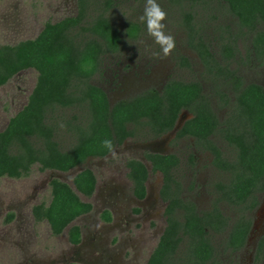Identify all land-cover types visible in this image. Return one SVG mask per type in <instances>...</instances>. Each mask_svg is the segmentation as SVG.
<instances>
[{"label":"trees","instance_id":"16d2710c","mask_svg":"<svg viewBox=\"0 0 264 264\" xmlns=\"http://www.w3.org/2000/svg\"><path fill=\"white\" fill-rule=\"evenodd\" d=\"M167 1L172 6L187 5L181 16L185 20L183 27L188 28V45L203 62V78L223 88L215 91V97L218 106L225 108L218 135L227 151L217 148L209 138L217 133L219 124L196 79L172 78L161 92L149 90L109 104L104 90L91 79L101 74L103 57L124 48L125 39H136L141 26L134 21L122 28L115 24L116 0H77L74 15L46 21L34 38L0 44V86L22 70L33 68L37 72L26 104L0 131V178L26 176L34 164L39 171L67 172L88 157L107 155L103 141L111 140L114 148L128 136H159L174 127L181 109H188L193 117L176 136H194L198 144L210 150L214 166L227 176L213 183L216 196L210 208L197 211L192 201L181 197V183L172 170L177 158L146 155L152 170L162 173L160 196L167 202L165 227L146 264H220L214 254L215 236L222 237L224 249L239 248L250 225L244 206L251 209L257 202L256 193L264 189V87L244 83L230 67L236 56L241 58L237 39L243 42V36L249 33L252 50L261 59L264 32L256 28L264 21V0ZM207 10L212 11L209 16L205 14ZM215 11L221 17L236 19L235 31L228 30L226 37H211L201 31L200 26H206L205 18L215 17ZM214 38L218 41L212 43ZM181 58L182 65L187 63ZM224 89L232 93L231 102ZM127 167L133 194L141 199L146 192L148 170L139 160H129ZM95 184V175L89 168L77 172L71 184L52 178L49 202L31 208L34 220H46L53 235L66 228L68 241L79 243L80 227L73 221L92 207L80 195L90 197ZM220 202L238 210L234 221L222 213ZM101 217L111 219L108 211ZM11 218L12 213L7 214L6 220Z\"/></svg>","mask_w":264,"mask_h":264},{"label":"rangeland","instance_id":"374dc122","mask_svg":"<svg viewBox=\"0 0 264 264\" xmlns=\"http://www.w3.org/2000/svg\"><path fill=\"white\" fill-rule=\"evenodd\" d=\"M155 2L166 13V19L163 21L165 34L172 36L175 41V47L168 56L178 50L188 52L194 57L195 54L185 48L186 34L181 22V15L188 9L187 5L172 6L167 0ZM146 3L147 0H116L113 9L115 24L122 28L125 23L134 21L143 31L137 39H129L125 43L121 56L115 54L104 57L103 75L101 73L92 78L93 83L102 86L108 93L110 104L116 99L130 98L142 92L149 82L154 80V75L149 76L148 70L154 69V72H157L163 69L164 74L167 71L168 56H163L160 45L148 35L146 21L142 19ZM75 12V0H0V44H15L20 40L34 38L46 21L55 22L65 16L74 15ZM210 13L212 11L207 10L205 14L209 16ZM213 15L215 17L205 18L206 26H200L201 31L204 30L211 37L217 34L226 37L227 31H232L231 18L221 17L217 11L213 12ZM239 45L243 48L244 42L240 41ZM241 52L243 56V51ZM242 56L241 61L244 63ZM249 57L250 63L247 59L243 65L237 63L233 64V67L237 68L243 82H257L264 87V57L257 59L259 62L254 59L252 52L247 58ZM193 60L195 70L199 71L198 58L195 56ZM115 72L118 76L113 78ZM36 75L37 72L33 68L25 69L0 86V131L6 126L9 118L26 104L35 85ZM203 86L204 94L221 118L224 116V108L218 106L220 103L217 104L215 91L223 88L219 83L204 78ZM224 90L232 96L228 89ZM190 142V139H185L174 144L163 140L158 142V145L161 143L167 151L185 152L190 149ZM150 147L151 144L138 147L129 142L126 146L114 149L115 155L111 153L105 159L89 158L67 172L50 169L39 171L38 165L34 164L26 176H2L0 264H146L165 226L164 202L159 199L162 178L160 173L149 171V196L144 203L139 204L135 199H131V183L126 176L125 162L130 157L142 158L141 148ZM210 159L209 154L201 153L197 156L196 165L192 168H182V195L196 202L200 210L207 208L211 202V196L205 190L207 180L215 171L210 165ZM144 161L149 165L148 161ZM84 168L94 172L96 189L91 197L79 194L81 199L91 203L92 209L88 214L73 221V224L80 227L82 237L81 247L77 248L68 241L67 229L59 235H53L46 220H34L31 208L35 204L49 202V181L52 178L70 183L73 176ZM195 183L196 188L193 186ZM111 206L114 207L112 211L109 209ZM105 210L111 212L110 222L101 217ZM222 210L228 214L233 212L227 211L225 207ZM9 213H12V218L7 221ZM258 225L259 223L254 230ZM215 237L217 241H221V237ZM238 256L240 257V254ZM230 258L227 254H222L220 264H227Z\"/></svg>","mask_w":264,"mask_h":264},{"label":"flooded vegetation","instance_id":"af4514ba","mask_svg":"<svg viewBox=\"0 0 264 264\" xmlns=\"http://www.w3.org/2000/svg\"><path fill=\"white\" fill-rule=\"evenodd\" d=\"M75 2H76V9H77V0H75ZM196 19L197 18H194L195 21H196ZM230 20L233 23L231 29H232V31H235V29H236V27H235L236 26L235 25L236 19L231 18ZM181 22H182V25H185V20L183 18L181 19ZM263 27H264V21H262L260 24H258L256 29H257V31L264 32V28ZM183 29H184V31L188 30L187 27H183ZM238 30H237V32H238ZM142 31H143V28L140 27L138 36L142 33ZM185 34H186L185 48L188 49V51L190 53L192 51V53L195 54L194 57L196 56L198 58L199 65H200L199 71L195 70L196 65H195V62L193 60L194 57L191 56V54H189L188 52L185 53V51L179 52L177 50L178 52L176 51L173 55L168 56L169 63L167 65L166 73L164 74V72H162L163 69L158 70L157 72L156 71L154 72V69L151 70V71L148 70L149 76L154 75V80L152 82H149L151 85L149 84L148 86L145 87V89L142 92H140V93H138L136 95H133L130 98H133V97H135L137 95L143 94L144 92L149 91V90H154V91H157V92H161L163 90L164 86L166 85V83L172 78L183 79V80L196 79V80H198L201 83L202 90L204 89V86H203V74H204V69L205 68H204L203 62H202L200 56L197 54V52H195L193 49H191L189 47V45H188L189 41H188V36H187L188 32L186 31ZM251 37H252V34H250V33L243 36V38H244V40H243L244 47L243 48H241V46L239 45V43L241 41L240 38L237 39V47H238L239 50L241 49L243 51V56H242V52L240 50L241 56L243 57V60H244V63L247 61V59H248L249 63L251 62L250 61V57L247 58L248 56H250L251 52L253 54L254 59L257 60V57L255 56L254 51L252 50L253 46H252V43H251ZM128 40L129 39H125L124 42L126 43ZM131 40H135V39H131ZM224 40H225V37H224ZM217 41H212V43L213 42H217ZM263 47H264V44H263ZM123 50H124V48H122L121 50H119V51H117V52H115L113 54H108L106 56H112V55H115V54H117L118 56H121ZM261 54L264 57V50H263V52ZM106 56H104V57H106ZM262 56H261V58H262ZM104 57H103V59H104ZM181 57L185 58L187 60V63H185V61H184V64L182 65L181 64V59H182ZM216 58H217L218 63H221V61H222L221 58L219 56H216ZM137 60L138 59H136V61ZM258 60H261V59H258ZM258 60H257V62H259ZM237 63H240L241 65L244 64V63H242L241 58L236 56V59L233 60L232 63L230 64V67H231V69H235L236 73L241 77V75L238 73L237 68L233 67V64H237ZM103 66H104V64H103V61H102L101 68H103ZM101 73H102V70H101ZM115 73L116 74L113 75L114 76L113 78L118 76V73L117 72H115ZM102 75H103V73H102ZM204 79H206V78H204ZM241 79H242V77H241ZM242 81H243V79H242ZM91 82H92V79H91ZM254 83H257V82H254ZM93 84H95V83H93ZM95 85H97V84H95ZM97 86H99V87H101L103 89L102 86H100V85H97ZM104 92L106 93V96H107V99H108V93L105 90H104ZM130 98H119V99H116V101L113 104H115L119 100H126V99H130ZM232 100H233V97L230 98V102ZM108 102H109V100H108ZM109 104H110V102H109ZM113 104H110V105H113ZM211 107H212V109L214 110V112L216 114L217 125L218 124L219 125L217 126V129H216L217 133L209 135V138L212 139V141L215 143L217 148H220L223 151H225V150L227 151V147L224 144V141H222V139L218 135V129L221 127L222 121L224 120V117H225V108L223 110L224 116H222L220 118L219 115L217 114V112L215 111L214 107L212 106V103H211ZM188 114L190 116L187 117ZM192 117H193V113L190 110L183 108L178 113V117H177V119L175 121L174 127L171 130H169L167 132H164L161 135L155 136V137H150V136H148V137H138V136L132 137V136H128L122 141V143L120 145H117V146H115L113 148V149H116V148H118V147H120L122 145L126 146V144L129 143V142H132L133 144H136L138 147H143L144 144H151V147L149 149L141 148L142 150H141L140 153L142 155V158L138 159L136 157H130L125 162L126 169H127L126 176H127L128 180L131 183V193H132L131 194L132 195L131 199L132 200L135 199L137 201V203L141 204V203H144V201L148 198L149 192H148V188H147V182H148L149 174H150L149 171L152 172V173H156V172L160 173L161 174V178L163 179L162 173L160 171H153L152 170V163H151V161H149L147 159L146 155L148 153L161 154V155H173V156H175L177 158V162H176V165L174 167H172V170H174L175 175H177L179 177V181L181 183V188H180L181 197L184 200L192 201L194 203L197 211H201L197 207L196 202H194L191 199L185 198L182 195V193H183V181H182L183 180V170H182V168L183 167L192 168L198 162L197 161L198 154L207 153V154H209L211 156L210 165L214 168L215 171H213V176L207 180V184L205 185L206 193H208L211 196V199H210L211 202H210V204H209V206L207 208L202 209V210H207V209L210 208V206L212 204V201L215 199V196H216V191L214 189L213 183L214 182H218L220 180H223V178L225 176H227V174L225 172L221 171V170H218L214 166V164H213V159L214 158H213L212 153L210 152L209 149H206L202 144H200V143L198 144V140L194 136H187V135H184V136H181V137H177L176 136L177 131L183 126L184 123H186ZM180 123H181V125H180ZM185 139H190V141H191L190 142V149H188L185 152H177L175 150L167 151V150H165L162 147L161 143L158 145V142H162L163 140H167V142L170 141V143L173 142L175 144V143H179L180 141L182 142ZM225 153H227V152H225ZM110 154H111V152H109L107 155H105L103 157H88L86 160H88L89 158L105 159ZM135 156H138V155H135ZM143 159L148 161L149 165H147L146 164L147 162H145ZM129 160H139V161H141L145 165L147 170H148V175H147V178L145 180L146 192H145L144 197L141 198V199L137 198L133 194L132 181L129 179V177L127 175L128 171H129V168L127 167V163H128ZM180 170H181V172H180ZM95 179H96V177H95ZM161 185H162V181H161ZM161 185H160V188H161ZM193 186H194V188H196L197 184L195 183ZM160 188H159V197H160L159 199H160L161 202H164V209H163V213H164L165 207L167 205V202L163 201V199L161 198V196H160ZM95 189H96V184H95ZM256 197H257V202L251 209H247L244 206L245 217L250 220L249 229H248V232H247L246 239H245L244 243L239 248H237L236 250H233L230 247L227 248V249H224L222 247V245H221V243H222L221 241L220 242L219 241H215L214 242V246H215L214 254L217 257L219 263L221 261V255L222 254H227L229 257H231L227 264H243V263H245V264H264V189L259 191V192H257L256 193ZM223 207H225L227 209V211H233V212L231 214H228L227 212L224 213L223 210H222ZM219 208L222 211V213H224L225 215H228V217L230 218L231 221H234L235 218H237V216L239 215L238 210H234V209L231 210L225 203L220 202L219 203ZM91 209H92V207H91ZM109 209L112 211V209H114V207L111 206ZM110 210L109 211L105 210V211H108L110 213V216H111ZM88 213H86V214H88ZM104 221L110 222L111 219L109 221H107V220H104ZM257 223H259V225H258L259 227H257L256 230H254V228H255ZM165 224H166V220H165ZM81 238L82 237H80L79 243H77V244H72L71 243L72 246L77 247V248L79 246L81 247V245H80L81 242H82ZM221 240H222V237H221ZM238 254H240V257L238 256ZM243 254H245V255H243ZM243 259H245V262H243Z\"/></svg>","mask_w":264,"mask_h":264},{"label":"clouds","instance_id":"9594fccd","mask_svg":"<svg viewBox=\"0 0 264 264\" xmlns=\"http://www.w3.org/2000/svg\"><path fill=\"white\" fill-rule=\"evenodd\" d=\"M142 19L146 21L148 35L160 45L163 56L167 57L174 49L175 41L172 36L166 35L164 32L165 24L163 21L166 19V13L155 0H147ZM103 145L115 155L111 140L103 141Z\"/></svg>","mask_w":264,"mask_h":264},{"label":"water","instance_id":"95a60500","mask_svg":"<svg viewBox=\"0 0 264 264\" xmlns=\"http://www.w3.org/2000/svg\"><path fill=\"white\" fill-rule=\"evenodd\" d=\"M81 171V170H80ZM79 172V171H78ZM72 182V181H71ZM71 182H70V184H71ZM66 229V228H65Z\"/></svg>","mask_w":264,"mask_h":264}]
</instances>
